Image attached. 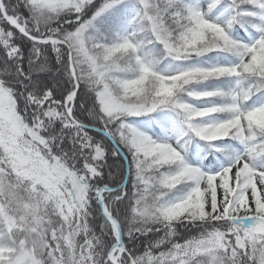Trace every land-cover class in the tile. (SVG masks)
Listing matches in <instances>:
<instances>
[{
	"label": "snow or ice",
	"instance_id": "6c2138e0",
	"mask_svg": "<svg viewBox=\"0 0 264 264\" xmlns=\"http://www.w3.org/2000/svg\"><path fill=\"white\" fill-rule=\"evenodd\" d=\"M0 264H264V0H0Z\"/></svg>",
	"mask_w": 264,
	"mask_h": 264
}]
</instances>
